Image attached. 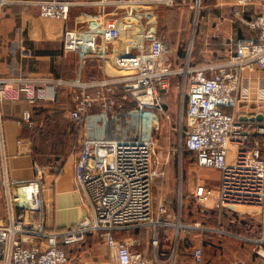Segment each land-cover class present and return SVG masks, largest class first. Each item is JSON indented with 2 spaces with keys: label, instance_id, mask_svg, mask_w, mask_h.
<instances>
[{
  "label": "built area",
  "instance_id": "built-area-1",
  "mask_svg": "<svg viewBox=\"0 0 264 264\" xmlns=\"http://www.w3.org/2000/svg\"><path fill=\"white\" fill-rule=\"evenodd\" d=\"M8 3L0 0V9ZM32 3L38 6L42 18L65 23L77 6L71 0ZM172 4V0L91 3L97 9L124 10ZM252 5H259L260 9L245 19L247 8ZM233 14L255 34L237 40L223 63L189 69L193 76L187 101L185 146L196 154L199 167L221 172L218 207H264V122H242L228 110L241 102H264L263 79L256 87L249 80L241 81L245 70L255 65L264 68V0H236ZM81 36L82 44L92 45L91 39ZM147 38L152 42L126 55L112 52L103 42L97 61L113 67L111 75L83 74L88 59L83 52L74 80H39L28 75L0 78V106L22 101L33 106L47 101L48 84L70 87L74 103L70 117L84 132L75 169L76 186L93 210L90 220L85 219L66 232L46 233L30 217L29 205L22 207V212L12 214L8 226L0 225V235L10 241L2 264H69L66 248L85 242L90 233L101 234L113 264H161L135 250L141 240L118 237L119 233L160 224L153 218V184L157 176L154 142L144 131V118L163 111V96L180 71L172 66L165 36ZM23 121L31 123L28 112ZM135 130L137 135H133ZM197 196L205 203L212 198V192ZM27 236L39 242L25 245L21 238ZM154 244H158L157 240ZM257 253L258 264H264V250ZM192 264H203L202 248L194 250Z\"/></svg>",
  "mask_w": 264,
  "mask_h": 264
},
{
  "label": "crops",
  "instance_id": "crops-1",
  "mask_svg": "<svg viewBox=\"0 0 264 264\" xmlns=\"http://www.w3.org/2000/svg\"><path fill=\"white\" fill-rule=\"evenodd\" d=\"M8 1L10 3L0 9V78L28 75L39 80H74L83 52L88 56L83 74L111 75L115 69L97 61L103 42L112 52L126 55L142 48L147 37L164 36L159 31L161 7L97 9L91 3L98 0H71L77 6L73 9L71 22L65 23L42 18L32 0ZM175 1L182 4L193 0ZM205 3L215 17L214 27L205 34L208 43L205 51L226 61L237 40L255 33L245 27L242 19L235 21L236 0H208ZM259 9V5L249 6L245 19L252 18ZM79 32L91 39L92 45L82 44ZM165 39L173 58L176 45L172 39L170 42L168 34ZM263 73L264 68L255 65L242 73L241 81L249 80L256 87L261 79L264 80ZM47 92L50 99L33 106L24 101L18 105L0 106V225L8 226L12 214L22 212V207L29 205L30 217L44 232L61 233L85 219L90 220L93 210L90 201L76 186L75 169L84 132L70 117L74 105L72 91L66 85L48 84ZM241 105L248 106L242 110ZM237 110L235 114L240 121L245 116L263 115L261 122H264V102H241ZM27 112L31 123L23 121ZM138 229L119 233L118 237L137 238L142 231ZM219 232L220 236L242 239L233 233ZM21 240L25 245L39 242L33 236ZM9 242L7 236L0 235V264ZM90 250L101 252V247L94 246ZM253 252L257 256L243 264L259 263L260 256L255 249ZM250 253L245 251L248 256ZM204 254L203 251V264Z\"/></svg>",
  "mask_w": 264,
  "mask_h": 264
},
{
  "label": "rangeland",
  "instance_id": "rangeland-1",
  "mask_svg": "<svg viewBox=\"0 0 264 264\" xmlns=\"http://www.w3.org/2000/svg\"><path fill=\"white\" fill-rule=\"evenodd\" d=\"M172 1V6L153 8L161 7L159 31L165 37L168 34L170 42L172 39L176 45L171 60L176 64L172 63L173 68L180 72L173 76L171 87L163 96V111L153 116L147 114L144 118V131L154 142L153 164L157 176L153 184V218L160 224L140 229L142 231L135 239L141 240L142 244H137L135 250L161 264H192L196 248L203 249L204 264L248 263L249 259L257 256L253 249L257 252L264 250V207H218L216 192L221 172L199 167L196 154L185 146L187 101L193 76L189 69L224 62L205 51L208 45L205 34L214 27V12L211 14V10L205 7L208 0L182 4ZM235 21L240 20L235 18ZM150 42L147 38V43ZM239 105L228 109L229 112L237 114ZM246 106L241 105L240 108L244 110ZM94 113L97 114L98 110ZM137 134L135 130L133 135ZM208 191L212 192V198L205 203L200 201L197 194ZM162 210L166 212L162 213ZM219 231L236 234L242 239L220 236ZM156 240L157 245L154 244ZM94 246L101 247V252L90 250ZM67 250L69 264H113L109 249L99 233L88 234L85 242ZM246 250L252 254L248 256Z\"/></svg>",
  "mask_w": 264,
  "mask_h": 264
},
{
  "label": "water",
  "instance_id": "water-1",
  "mask_svg": "<svg viewBox=\"0 0 264 264\" xmlns=\"http://www.w3.org/2000/svg\"><path fill=\"white\" fill-rule=\"evenodd\" d=\"M242 121H251V122H255V121H259L261 122L263 120V115H258L256 117H242L241 118Z\"/></svg>",
  "mask_w": 264,
  "mask_h": 264
}]
</instances>
